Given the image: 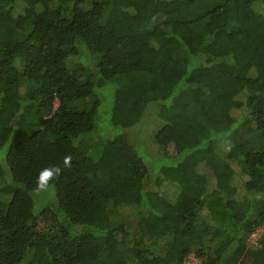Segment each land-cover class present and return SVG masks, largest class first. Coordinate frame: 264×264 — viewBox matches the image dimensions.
I'll list each match as a JSON object with an SVG mask.
<instances>
[{
    "label": "trees",
    "instance_id": "trees-1",
    "mask_svg": "<svg viewBox=\"0 0 264 264\" xmlns=\"http://www.w3.org/2000/svg\"><path fill=\"white\" fill-rule=\"evenodd\" d=\"M239 127L264 143V0H0V264H264Z\"/></svg>",
    "mask_w": 264,
    "mask_h": 264
},
{
    "label": "rangeland",
    "instance_id": "rangeland-1",
    "mask_svg": "<svg viewBox=\"0 0 264 264\" xmlns=\"http://www.w3.org/2000/svg\"><path fill=\"white\" fill-rule=\"evenodd\" d=\"M163 20H164L163 17L157 18L155 24H159V25L163 24ZM20 33H19V35L20 36L23 35V37H24L26 32L23 29H20ZM94 62H93V64H94ZM92 73H93V71L92 72L89 71L88 77L93 78V76L91 75ZM93 102H94V98L88 97V98L80 100L76 105L80 110H88L92 106ZM57 106H58V103L55 104V108ZM202 113L204 114L203 111H202ZM197 116L198 115L192 116V117H197ZM213 116L215 117L214 114H213ZM214 120H215L214 126L217 130L223 129L226 127V125L224 126L222 122L220 123V120H218L217 117H215ZM109 121H110V113H109L107 107L105 108L103 105L99 109V125H100V128L102 127V129H104L107 132H109V131L110 132L113 131V133L116 132V130H118V129L113 127ZM221 127H223V128H221ZM200 134L202 137H205V138L208 137V131L206 129L200 130ZM113 136H114V134H113ZM230 139L237 141V143L244 144L251 149H263L264 148L263 141H261V139L259 138V136L257 134L248 131V128H240V127L237 128L231 134ZM99 140L100 139H98V137H92L87 142V144H94L97 142L99 143L100 142ZM167 152L169 155H175L176 150H175L174 145H170L167 149ZM54 193H55V191H54ZM263 233H264V226L257 228L255 230V232L253 234H251L249 236V238L247 239L249 246L255 247L260 236H262ZM151 242H152L151 244L156 246V251L159 252L160 254L164 255V253L166 251L164 246L159 245V242L156 239L151 240ZM100 260L104 264H109L110 263V255L107 252H103ZM184 264H201V261L195 256L194 253H192L190 256L187 257Z\"/></svg>",
    "mask_w": 264,
    "mask_h": 264
}]
</instances>
